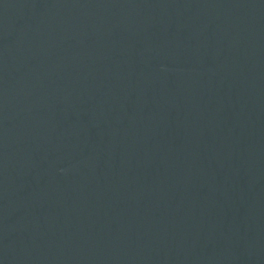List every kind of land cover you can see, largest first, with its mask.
Listing matches in <instances>:
<instances>
[{
    "label": "water",
    "instance_id": "95a60500",
    "mask_svg": "<svg viewBox=\"0 0 264 264\" xmlns=\"http://www.w3.org/2000/svg\"><path fill=\"white\" fill-rule=\"evenodd\" d=\"M0 264H264V0H0Z\"/></svg>",
    "mask_w": 264,
    "mask_h": 264
}]
</instances>
